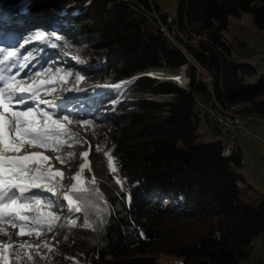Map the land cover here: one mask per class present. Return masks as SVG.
<instances>
[{
    "label": "trees",
    "instance_id": "1",
    "mask_svg": "<svg viewBox=\"0 0 264 264\" xmlns=\"http://www.w3.org/2000/svg\"><path fill=\"white\" fill-rule=\"evenodd\" d=\"M23 1L26 8L16 21L20 37L30 46L18 49L3 43L0 47L37 57L27 71L47 60L51 68L42 76L49 79L57 69L73 70L74 63L72 67L66 63L80 53V47H100L107 51L111 82L150 68L187 66L189 86L157 83L153 77L142 76L128 96L146 92L173 95V99L128 100L124 112L111 120L91 115L96 108L92 100L79 103L82 111L74 108L89 125L103 126V138L122 183L100 178L70 192L73 206L81 208L79 213L61 205L52 189L36 190L44 198L39 205H29V215H36L37 210L45 217L49 212L60 215L52 232L20 236L31 247L21 249L18 264H24L28 253L35 264H159L162 256L181 258L182 264H242L247 260L253 241L264 232V196L251 194L254 188L241 174L240 149L236 147L225 158L223 142L200 140L197 128L203 119L198 101L214 97L223 107L248 103L242 113L264 119V75L254 84L245 83V77L255 75L256 69L234 58L223 36L229 19L246 13L264 31V0H177L178 16L172 19L178 31L175 38L183 49L160 30L154 13L163 23L170 16L161 12L156 0H0V23ZM58 20L71 24L66 28L69 32L56 28ZM206 75L213 82L212 89ZM67 121L61 119L63 132L44 147L62 166L77 163L73 149L85 145ZM30 166L34 174L43 175L41 183L47 189L61 178L49 175L42 159L31 161ZM46 201L58 207L50 208ZM72 219L74 226L69 224ZM85 220L91 228L84 226ZM5 237L0 233V239ZM9 252L5 250L8 263L17 264Z\"/></svg>",
    "mask_w": 264,
    "mask_h": 264
},
{
    "label": "rangeland",
    "instance_id": "2",
    "mask_svg": "<svg viewBox=\"0 0 264 264\" xmlns=\"http://www.w3.org/2000/svg\"><path fill=\"white\" fill-rule=\"evenodd\" d=\"M24 2L25 1H23L21 6H17L12 13H9V15H13L14 13L20 15L23 13L26 8ZM156 2L160 6L163 14H166L173 19H177L179 10V3L177 0H156ZM17 17L18 16H14V22L11 28L6 29V27H4L5 24L0 26V43L22 49L26 46H30V43H26L23 36L20 37L16 21ZM69 30L65 31L69 32ZM8 33H10V35H8ZM35 35L38 34L36 33ZM223 36L226 42L232 46L233 57L240 62L250 63L256 69L255 75L245 77V83H256L257 80L264 75V31H259L257 29L254 24L253 15L246 13L243 14L241 18L231 17L229 19V27L223 32ZM196 40H198V38L192 42L195 43ZM175 42L179 45L181 44L177 40ZM78 50L80 53L77 56L70 58L72 60L66 63V66L70 64V67H72V63H74L72 71H54L49 79H46L41 75L39 77L34 76L32 78L24 79L21 82V86L31 87L34 91L45 89L46 91H39L38 98L40 100L52 101V103L56 105L55 109H53L40 103L39 107L41 109L51 112L55 111L56 113H62L63 115L67 114L69 116L67 124L69 125L70 130L74 134L81 136L85 141V145L73 149V151H75L74 153H77L78 155V162L71 166L59 165L54 162V155L50 151H46L43 146L39 145L22 148L23 150L16 153L10 150L0 153L3 154L6 159L22 158L26 155L35 156L38 159L41 157L46 158L42 159L45 163L44 169H46L49 174L59 173V175H61L57 184L50 186L49 188L53 190L54 195L59 197L61 205H68V201L64 200L65 195L70 196V192L80 189L85 182L95 183L96 180L100 178L107 182L117 183L118 181L116 173L113 172L108 165V155H111L112 158L113 156L110 150L106 147L103 138V126L100 124L89 125L86 120L80 118V115H76L74 113V108H77L79 103H85L92 100L98 106L99 100L101 101L99 98H103L102 103H104V97L108 99L113 97V104H107L109 108H104L106 104L104 103V106L102 105L104 109L100 107L96 109V111L92 110L91 115H93L94 118H99L103 121L104 119L108 120V118L111 120V116L119 115L124 112L123 108L126 106L124 104L127 103L124 97H131L132 99H147L145 98L146 94H150L149 98L151 100L153 97L158 99L155 101L166 102L173 99V96L168 94L146 92H139L135 97L128 96V92L134 87L136 81L139 79L136 78L138 75L126 77L118 82H111L108 80L110 69L106 70L108 60L106 59L107 51L105 49L85 46L80 47ZM149 70L160 71L166 73L168 76L183 73L187 77V83L189 82L187 72L186 70H183V68L180 70H174L168 67H157ZM81 77L82 79H80ZM153 78L157 83L173 82L178 85L175 80L171 81L158 79L156 77ZM49 81L53 82L49 83ZM53 89L55 90L53 91ZM69 105L73 108L72 110H69ZM78 109L79 111H82L83 107H79L77 110ZM234 109L237 112L242 113V111L247 108L242 106V108L239 107ZM228 110L232 109L228 108ZM0 114H4L6 118L9 115L8 113H3V109H0ZM249 123L250 125L247 130L241 128L236 134V142L240 148H242L245 156L244 158L246 159V166L243 165L244 170L241 171H247L251 174L257 172L263 176L264 160L262 158L263 153L259 149V146L262 147L264 141V119L253 117ZM212 125L213 124L210 122L203 120L200 121L197 128V134L200 136V140L204 143H214L219 141L224 143L226 136L215 132ZM98 147L100 148L99 151H97ZM85 153H88L87 157L84 156ZM113 167L115 168L114 158ZM254 176L255 175H253V177ZM74 186L76 190H74ZM59 208H61V206H59ZM16 229L17 226L8 223L6 219H0V233L6 235L5 238L0 239V243L3 245L10 243L17 244L18 246H30L29 241L24 238L21 239L20 236L17 235L18 232ZM263 236L264 232L253 241L254 248L252 249L249 258L243 261L242 264H264V241L261 240ZM7 260L8 257H6L4 264H9ZM158 262L159 264H182V259L174 256H162Z\"/></svg>",
    "mask_w": 264,
    "mask_h": 264
},
{
    "label": "snow or ice",
    "instance_id": "3",
    "mask_svg": "<svg viewBox=\"0 0 264 264\" xmlns=\"http://www.w3.org/2000/svg\"><path fill=\"white\" fill-rule=\"evenodd\" d=\"M34 59L37 57L22 54L16 49L0 47V109H3V113L9 114L7 118L4 114H0V153L9 150L19 152L21 148L37 145L48 147L49 141L59 137L63 132L61 119L69 120L68 115L58 114L55 111L49 112L39 107L40 103L49 108L56 107L52 101L38 98L39 91H46L45 89L34 91L31 87L21 86L24 79L44 75L51 68L49 62L44 60L38 69L27 71L26 69ZM52 82L49 81V83ZM99 150L98 147L97 151ZM87 155L88 153L84 154L85 157ZM36 159L38 158L29 155L6 159L3 154H0V219H6L8 223L17 226L18 236L33 233L39 235L42 231L52 232L55 227L54 222L60 215L59 212H49L45 217L39 214L38 210L36 215H29V205L33 203L39 205L44 198L43 192L36 190L50 191L41 183L44 179L43 175L34 174V169L30 166V162ZM108 165L113 172L116 171L111 155H108ZM117 182L122 183L120 180ZM74 190H76L75 186ZM64 200L68 201L70 211L76 213L81 211L79 206H73L71 196L65 195ZM46 204L50 208L58 207L54 201H46ZM75 223V219L69 221L71 226ZM84 226L92 227L87 220ZM25 247L31 246L0 244V261L6 260L5 250L8 249L10 250L8 254L14 256L18 264L23 255L21 249ZM29 262L35 264L31 253L27 254L24 264Z\"/></svg>",
    "mask_w": 264,
    "mask_h": 264
},
{
    "label": "built area",
    "instance_id": "4",
    "mask_svg": "<svg viewBox=\"0 0 264 264\" xmlns=\"http://www.w3.org/2000/svg\"><path fill=\"white\" fill-rule=\"evenodd\" d=\"M154 15L160 26L168 28V30L172 32V18L171 17H168L166 20V23H163L156 13H154ZM263 53H264V50H263ZM182 68L183 70H187V66H183ZM209 78L210 77L206 75L207 84H208ZM187 84L189 86V82ZM198 103H199L200 110L204 113L206 117V121H209V122L211 121V123L214 125V128H216L220 132V134L226 136V147L224 150H222V156L225 158L231 156L237 147L236 134H237L238 129L240 128L246 129L249 122L240 121V120H237V118H233V120H226L225 117L217 116V113L215 112V102H214L213 97L210 98L209 100L199 99Z\"/></svg>",
    "mask_w": 264,
    "mask_h": 264
},
{
    "label": "bare ground",
    "instance_id": "5",
    "mask_svg": "<svg viewBox=\"0 0 264 264\" xmlns=\"http://www.w3.org/2000/svg\"><path fill=\"white\" fill-rule=\"evenodd\" d=\"M21 4H23V3H21ZM159 27H160V30L176 45V47H178L179 49H183V46L181 44L179 45V44H177L175 42L176 41L175 36L177 35V32L178 31H177L176 26L173 24V19H172V32L173 33L171 31H169L168 28H165V27L160 26V25H159ZM143 74H146V76H153V77H156L158 79H165V80H171V81H174L175 80L180 87H183V88H187L188 87L187 77L183 73L182 74H179V75H173V76L171 75V76H168L166 73H163V72H160V71L157 72V71H153V70L152 71L151 70H146V72L144 71ZM165 76H167V77H165ZM212 83L213 82H212L211 78H209L208 87L210 89H212ZM149 96H150V94H146V97L145 98L151 100L149 98ZM171 96H173V95H171ZM99 99H102V98H99ZM129 99H132V98L129 97ZM153 100L155 101V100H158V99L156 97L155 98L153 97L152 98V101ZM109 101L105 104V106H104L103 103L99 102L98 106L99 107H102V108L104 106V108L107 109V108H109L108 105H107L108 103H109V105H112L113 104V99L112 100L109 99ZM158 102H162V101H158ZM214 102H215V112L217 113V116L225 117L226 120H233V118H237V120H240V121H248V122H250V120L253 118L250 115H246V114H243L241 112H237L234 109V108H239V107L242 108V106L244 108H246V106H248V103H241V104H235V105H233V104H226V106L223 107V106L220 105V103H218L215 100V98H214ZM198 105H199V103H198ZM228 108H231L232 110H228ZM200 115H201V118L206 121V117H205V115H204V113L202 111H201V114ZM225 147H226V140L223 143V150L225 149Z\"/></svg>",
    "mask_w": 264,
    "mask_h": 264
},
{
    "label": "crops",
    "instance_id": "6",
    "mask_svg": "<svg viewBox=\"0 0 264 264\" xmlns=\"http://www.w3.org/2000/svg\"><path fill=\"white\" fill-rule=\"evenodd\" d=\"M250 123L248 124L247 128L245 130H247L249 128ZM241 129V128H240ZM238 129V131L240 130ZM264 137V136H263ZM237 145V149H240L242 157H243V165H245L246 163V159L244 158V152L242 150V148H240V146L238 145V143L236 142ZM259 149L262 151L263 153V160H264V141L262 143V147L259 146ZM246 166V165H245ZM241 170H244V167H242ZM264 173V172H263ZM241 174L246 178V180L248 181V183L254 188V192H251V194H255V192H257L258 194H261L264 196V175L262 176L260 173L257 172H253L252 174L255 175L253 177V175L249 172H244L241 171ZM262 241H264V236L261 239Z\"/></svg>",
    "mask_w": 264,
    "mask_h": 264
},
{
    "label": "water",
    "instance_id": "7",
    "mask_svg": "<svg viewBox=\"0 0 264 264\" xmlns=\"http://www.w3.org/2000/svg\"><path fill=\"white\" fill-rule=\"evenodd\" d=\"M143 73H144V72H140V73L136 74V75H138L136 78H140V77H142V76H145ZM136 78H135V79H136Z\"/></svg>",
    "mask_w": 264,
    "mask_h": 264
}]
</instances>
